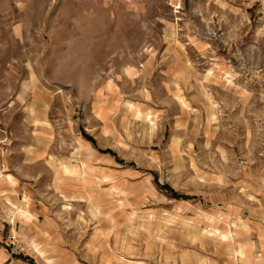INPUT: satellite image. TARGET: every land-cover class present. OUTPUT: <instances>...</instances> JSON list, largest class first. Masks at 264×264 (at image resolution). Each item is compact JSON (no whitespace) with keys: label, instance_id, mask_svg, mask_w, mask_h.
<instances>
[{"label":"rangeland","instance_id":"1","mask_svg":"<svg viewBox=\"0 0 264 264\" xmlns=\"http://www.w3.org/2000/svg\"><path fill=\"white\" fill-rule=\"evenodd\" d=\"M5 257L264 264V0H0Z\"/></svg>","mask_w":264,"mask_h":264},{"label":"crops","instance_id":"2","mask_svg":"<svg viewBox=\"0 0 264 264\" xmlns=\"http://www.w3.org/2000/svg\"><path fill=\"white\" fill-rule=\"evenodd\" d=\"M6 259H7V257H5L2 261H0V263H2V264H10V263H5Z\"/></svg>","mask_w":264,"mask_h":264},{"label":"trees","instance_id":"3","mask_svg":"<svg viewBox=\"0 0 264 264\" xmlns=\"http://www.w3.org/2000/svg\"><path fill=\"white\" fill-rule=\"evenodd\" d=\"M173 194H175L176 196H180V195H182V194L176 193V192H174V191H173Z\"/></svg>","mask_w":264,"mask_h":264}]
</instances>
